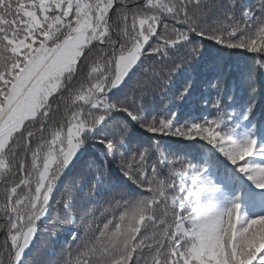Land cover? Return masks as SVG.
<instances>
[{
	"label": "snow or ice",
	"instance_id": "1",
	"mask_svg": "<svg viewBox=\"0 0 264 264\" xmlns=\"http://www.w3.org/2000/svg\"><path fill=\"white\" fill-rule=\"evenodd\" d=\"M262 104L264 0H0V264H264Z\"/></svg>",
	"mask_w": 264,
	"mask_h": 264
},
{
	"label": "trees",
	"instance_id": "2",
	"mask_svg": "<svg viewBox=\"0 0 264 264\" xmlns=\"http://www.w3.org/2000/svg\"><path fill=\"white\" fill-rule=\"evenodd\" d=\"M248 55H250V54L238 52L236 55L232 56L227 61V63L225 64V66H224L225 67V78L229 82L230 85H232L233 80H232V72L229 70L228 64L235 62V63H239V64L243 65L245 62V58ZM236 91H237V93H239L240 90L237 88ZM261 108L264 109V104L261 105Z\"/></svg>",
	"mask_w": 264,
	"mask_h": 264
}]
</instances>
